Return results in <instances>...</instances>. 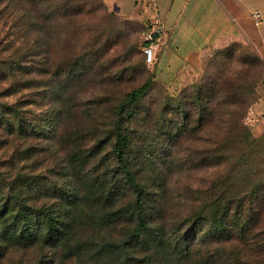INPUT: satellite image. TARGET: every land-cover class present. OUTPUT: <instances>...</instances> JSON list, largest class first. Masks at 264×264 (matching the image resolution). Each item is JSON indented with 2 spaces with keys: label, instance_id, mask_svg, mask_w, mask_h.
I'll list each match as a JSON object with an SVG mask.
<instances>
[{
  "label": "rangeland",
  "instance_id": "obj_1",
  "mask_svg": "<svg viewBox=\"0 0 264 264\" xmlns=\"http://www.w3.org/2000/svg\"><path fill=\"white\" fill-rule=\"evenodd\" d=\"M141 29L101 0H0V43L18 36L12 55L0 53V89L17 92L0 101L19 99L36 132L26 163L48 185L36 195H62L50 208L69 210L60 246L10 245L0 264H264L255 233L264 228L261 58L229 42L171 91L142 62ZM142 83L143 94L125 102ZM118 132L128 136L123 166L112 153ZM3 150L0 158L11 152ZM137 204L144 249L126 244Z\"/></svg>",
  "mask_w": 264,
  "mask_h": 264
},
{
  "label": "trees",
  "instance_id": "obj_2",
  "mask_svg": "<svg viewBox=\"0 0 264 264\" xmlns=\"http://www.w3.org/2000/svg\"><path fill=\"white\" fill-rule=\"evenodd\" d=\"M101 3L106 10L102 0ZM6 5L10 7L9 3ZM107 12L113 15L111 12ZM140 25H142V33L144 24ZM12 35L13 38H10L9 41H6L4 44L0 43V53L5 54L7 52L6 57H8V52L9 55L13 54V51L10 49H16L14 45L16 40H18V36L16 33ZM17 47H19L23 55L24 46L20 41ZM139 50L143 64L149 69L150 67L144 63L141 49ZM2 61H5L7 65V60H0V63ZM8 69L9 72H14L11 64ZM149 72L151 74V80L156 81L151 69H149ZM1 75L2 78H4V76L8 74L7 71H4L0 67V76ZM1 80L2 79H0V81ZM183 86L184 84L174 88L166 87L174 91ZM146 87V83H142L138 87L131 89L126 95L125 102H135L146 90ZM13 88L11 83H7L4 88H1L0 100L15 94L17 91ZM19 104V99H13L11 102L0 101V136L4 135L7 139L5 143L9 144H1L0 146H10L11 150L8 155L0 158V256L4 254L10 245L16 246L17 248H30L34 246L40 249H43L44 246L56 248L67 238L69 233L66 222L67 215H65L69 211L68 205L58 206V208L56 206L54 210L50 208L53 206L52 202H57L58 196L61 198L62 195H57L56 198L51 197L50 202H48L50 198H39L36 195L38 186L48 187V185L45 186L42 180L39 179V175L35 172L33 166L31 170L27 167L26 161L33 155L35 145L34 143L32 145L30 141L25 144V141L33 137V133L36 132L33 131L31 126H28V119L22 117ZM42 131H40L41 134ZM3 147L0 148L2 153L5 152ZM127 147V134L124 132L116 133L115 142L112 146V153L115 163L118 166H123L125 164V150ZM133 179L132 174L125 173L121 180L124 184L131 185L133 184ZM44 193L46 194V192ZM136 201L138 202L139 200L137 199ZM132 212H134L136 225L132 228L126 244L131 247L137 246L139 249L147 248L148 227L147 221L143 215V208L140 204H137L130 214ZM255 233L263 235L260 242L264 243V228H261L260 231ZM253 238L254 237L251 236L250 240ZM41 261L42 260L39 259L34 264H41Z\"/></svg>",
  "mask_w": 264,
  "mask_h": 264
},
{
  "label": "crops",
  "instance_id": "obj_3",
  "mask_svg": "<svg viewBox=\"0 0 264 264\" xmlns=\"http://www.w3.org/2000/svg\"><path fill=\"white\" fill-rule=\"evenodd\" d=\"M113 15L139 24L157 19L163 35L149 68L156 81L185 84L215 48L232 41L254 47L264 66V0H102ZM258 12L256 25L251 18Z\"/></svg>",
  "mask_w": 264,
  "mask_h": 264
},
{
  "label": "built area",
  "instance_id": "obj_4",
  "mask_svg": "<svg viewBox=\"0 0 264 264\" xmlns=\"http://www.w3.org/2000/svg\"><path fill=\"white\" fill-rule=\"evenodd\" d=\"M253 24L256 25L260 19V14L256 11L251 13ZM163 35V27L160 22L153 18L144 22L143 32L141 36V53L144 63L151 67L155 62L156 47L161 41Z\"/></svg>",
  "mask_w": 264,
  "mask_h": 264
}]
</instances>
